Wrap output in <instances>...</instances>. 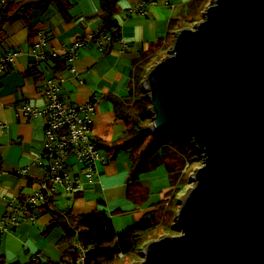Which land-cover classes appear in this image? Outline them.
I'll list each match as a JSON object with an SVG mask.
<instances>
[{
	"label": "crops",
	"instance_id": "0c3cea01",
	"mask_svg": "<svg viewBox=\"0 0 264 264\" xmlns=\"http://www.w3.org/2000/svg\"><path fill=\"white\" fill-rule=\"evenodd\" d=\"M190 1L116 0L113 18L119 38L114 41L109 33L101 34L100 0H62L65 14L56 2L44 12L31 10L32 35L22 18L3 26L0 59L18 52L9 71L0 73V254L7 262L25 263L36 257L59 261L67 247L61 227L46 231L51 219L48 213L31 219L20 210L13 211L16 205L26 203L43 181V167L38 163L45 158L47 98L43 86L49 78L59 84L58 95L65 105H95L90 135L105 157L96 163L88 179L83 163L69 156L66 170L75 188L68 191L57 184L54 203L76 214L103 210L116 232L156 209L169 189L167 172L161 165L130 176L129 153L111 146L121 143L125 133L124 123L115 116L113 100L127 97L133 60L165 36L169 20L183 14ZM39 33L46 47L36 48ZM77 42L81 46L76 56L58 73L44 61L36 62L39 51L53 50L60 55ZM33 69L35 76L30 74ZM28 105L34 109L33 114L27 113ZM6 214L9 216L5 219Z\"/></svg>",
	"mask_w": 264,
	"mask_h": 264
},
{
	"label": "water",
	"instance_id": "95a60500",
	"mask_svg": "<svg viewBox=\"0 0 264 264\" xmlns=\"http://www.w3.org/2000/svg\"><path fill=\"white\" fill-rule=\"evenodd\" d=\"M149 131L202 157L176 235L130 264H264V0H212L142 81Z\"/></svg>",
	"mask_w": 264,
	"mask_h": 264
},
{
	"label": "trees",
	"instance_id": "16d2710c",
	"mask_svg": "<svg viewBox=\"0 0 264 264\" xmlns=\"http://www.w3.org/2000/svg\"><path fill=\"white\" fill-rule=\"evenodd\" d=\"M61 1L8 0L0 6V34L6 23L22 18L28 23L32 35L34 31L30 25L33 17L31 10L37 9L44 12L52 2H56L65 14L66 5ZM209 1L191 0L183 14L169 20L165 36L149 44L147 49L141 50L133 60L132 79L127 97L113 100L115 116L124 123L125 133L121 143H114L111 146L122 147L129 153L130 176L134 178L140 172L149 171L161 165L167 172L169 189L156 205V209L124 231L116 232L111 219L103 210L95 209L91 212L76 214L71 208H61L55 204L53 201L55 194L51 198L45 197L41 201L28 205L26 210L20 213L24 214L25 218L31 219L39 213H48L51 219L46 231L55 226L63 229L62 240L67 243V247L60 260L44 261L36 257L25 263L7 262L0 254V264H77L81 249L86 250L87 264H130L142 259L141 249L148 241L163 235L178 234V231L173 228V223L180 204L179 198L191 184L187 168L199 160V156L188 139L173 134L156 136L149 131L150 102L145 96L142 81L148 69L168 55L174 33L200 21L202 12ZM100 8L101 29L109 33V38L114 41L119 38V27L113 18L117 11L116 0H100ZM42 61L51 65L54 72L58 73L69 66L70 57L68 53L60 55L56 53L55 56L46 54L44 58L36 62ZM11 66V64L7 65L2 72H8ZM34 71L36 70H30L32 76L36 75ZM93 141L97 145L95 140ZM1 170L0 155V172ZM8 216L6 214L5 219Z\"/></svg>",
	"mask_w": 264,
	"mask_h": 264
},
{
	"label": "built area",
	"instance_id": "2783aa9c",
	"mask_svg": "<svg viewBox=\"0 0 264 264\" xmlns=\"http://www.w3.org/2000/svg\"><path fill=\"white\" fill-rule=\"evenodd\" d=\"M8 0H0V6ZM102 35L105 31L102 30ZM106 37V36H104ZM36 48L46 47L47 42L42 33H39ZM81 42L75 43L68 49L70 59L77 54V49ZM57 52L53 50L39 51L36 60L39 61L46 54L55 56ZM18 57V52H9L0 59V72L4 67L13 64ZM59 84L53 79L46 80L43 86V94L47 98L44 113L46 115L45 124V143L44 157L39 160V165L43 167V181L40 188L29 198L26 203L16 205L14 213L26 210L28 205L43 200L45 197H53L56 193V185L62 184L68 191H73L75 183L71 180L66 170V161L69 156H74L79 162L83 163L84 170L88 179L94 173V167L99 160L105 159L98 151L93 139L91 138L92 117L95 113V105L92 102H85L75 105H65L58 95ZM26 111L33 114L34 109L26 106ZM24 171H27L25 169ZM13 219V218H11ZM77 246V244H76ZM86 250L81 249L77 264H87Z\"/></svg>",
	"mask_w": 264,
	"mask_h": 264
},
{
	"label": "rangeland",
	"instance_id": "374dc122",
	"mask_svg": "<svg viewBox=\"0 0 264 264\" xmlns=\"http://www.w3.org/2000/svg\"><path fill=\"white\" fill-rule=\"evenodd\" d=\"M212 0H210L209 2H211ZM209 4V3H208ZM194 25V24H193ZM193 25H190V27H192ZM150 123H151V121H150ZM149 123V124H150ZM197 152V151H196ZM198 153V152H197ZM198 156H199V160H196L195 162H193L192 164H190L189 165V167L187 168V171L189 172V174H190V176H191V174L194 172V170L196 169V168H198L199 166H201V164H202V157L199 155V153H198ZM158 167V166H157ZM192 184V183H191ZM191 184H190V186H191Z\"/></svg>",
	"mask_w": 264,
	"mask_h": 264
}]
</instances>
